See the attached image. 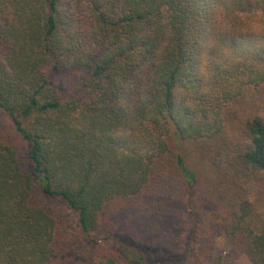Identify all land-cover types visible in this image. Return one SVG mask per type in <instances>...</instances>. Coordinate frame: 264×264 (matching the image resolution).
<instances>
[{
  "label": "trees",
  "instance_id": "obj_1",
  "mask_svg": "<svg viewBox=\"0 0 264 264\" xmlns=\"http://www.w3.org/2000/svg\"><path fill=\"white\" fill-rule=\"evenodd\" d=\"M222 2L0 0V264H264V41Z\"/></svg>",
  "mask_w": 264,
  "mask_h": 264
},
{
  "label": "clouds",
  "instance_id": "obj_2",
  "mask_svg": "<svg viewBox=\"0 0 264 264\" xmlns=\"http://www.w3.org/2000/svg\"><path fill=\"white\" fill-rule=\"evenodd\" d=\"M247 4L248 9L241 10L234 7L233 0H223L216 9L217 27L231 37L251 35L264 41V0H247Z\"/></svg>",
  "mask_w": 264,
  "mask_h": 264
},
{
  "label": "rangeland",
  "instance_id": "obj_3",
  "mask_svg": "<svg viewBox=\"0 0 264 264\" xmlns=\"http://www.w3.org/2000/svg\"><path fill=\"white\" fill-rule=\"evenodd\" d=\"M244 113L258 116L264 123V86L257 92L252 87L247 88L244 93ZM247 119V118H245ZM0 127L2 129H9V124L4 116L0 115ZM118 225V231L128 237H135V235L130 231L129 225H127V220L123 217L116 220ZM209 251V259L211 256L221 255L224 257H229L234 264H251L248 257L244 254L238 253L234 250L231 245L221 236L216 235L214 237L213 243Z\"/></svg>",
  "mask_w": 264,
  "mask_h": 264
}]
</instances>
